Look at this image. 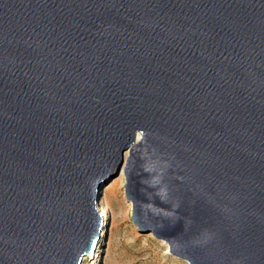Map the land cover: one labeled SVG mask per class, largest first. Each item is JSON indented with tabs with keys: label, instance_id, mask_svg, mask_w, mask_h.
<instances>
[{
	"label": "water",
	"instance_id": "obj_1",
	"mask_svg": "<svg viewBox=\"0 0 264 264\" xmlns=\"http://www.w3.org/2000/svg\"><path fill=\"white\" fill-rule=\"evenodd\" d=\"M123 164L171 254L264 264V0H0V264H82Z\"/></svg>",
	"mask_w": 264,
	"mask_h": 264
},
{
	"label": "rangeland",
	"instance_id": "obj_2",
	"mask_svg": "<svg viewBox=\"0 0 264 264\" xmlns=\"http://www.w3.org/2000/svg\"><path fill=\"white\" fill-rule=\"evenodd\" d=\"M113 183L111 179L102 187L108 215L103 217L98 242L82 264H189L171 254L165 241L139 231L132 220V203L130 206L125 199L123 184L119 180Z\"/></svg>",
	"mask_w": 264,
	"mask_h": 264
},
{
	"label": "bare ground",
	"instance_id": "obj_3",
	"mask_svg": "<svg viewBox=\"0 0 264 264\" xmlns=\"http://www.w3.org/2000/svg\"><path fill=\"white\" fill-rule=\"evenodd\" d=\"M128 155H129V150L125 151V159L128 157ZM124 164H123L118 176L116 177V179L114 178L112 180H114V183H116L119 180L123 184V187H124V190H125L126 178H125V167H124ZM124 195H125L126 201L131 206V202L128 200L127 195H126V190L124 192ZM99 206H100V212H101L102 216L106 217L108 215V211H107L106 201H105V198L103 196H101V198H100V205Z\"/></svg>",
	"mask_w": 264,
	"mask_h": 264
}]
</instances>
